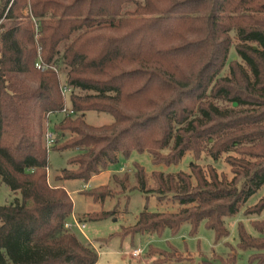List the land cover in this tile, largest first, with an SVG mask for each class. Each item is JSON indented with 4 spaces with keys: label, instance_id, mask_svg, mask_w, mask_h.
I'll return each instance as SVG.
<instances>
[{
    "label": "trees",
    "instance_id": "trees-1",
    "mask_svg": "<svg viewBox=\"0 0 264 264\" xmlns=\"http://www.w3.org/2000/svg\"><path fill=\"white\" fill-rule=\"evenodd\" d=\"M231 31L237 43L229 59ZM38 58L46 68L35 66ZM228 60L229 76L223 77ZM62 86L71 90L74 115H65L53 130L72 135L61 146L56 138L51 149L78 152L68 160L74 167L62 169L55 182L87 183L119 154L133 151L166 166L178 164L185 152L213 161L227 154L230 179L195 162L189 173L152 172L156 188L144 192L158 201L170 194L180 208L144 209L119 236L166 228L175 233L183 222L194 235L203 222L218 241L228 235L224 218L237 214L264 184V0H0V181L20 194L0 206V264L97 261L95 249L65 227L72 200L63 186L48 184L45 172L44 115L62 109ZM209 98L237 108L220 110ZM88 111L113 121L90 125ZM134 166L142 189L143 168ZM81 192L101 202L110 195L106 186ZM263 211L264 194L244 213ZM251 224L260 236L239 223L237 246L257 250L249 261L264 264V219ZM149 251L159 255L156 263L181 260L172 247Z\"/></svg>",
    "mask_w": 264,
    "mask_h": 264
},
{
    "label": "rangeland",
    "instance_id": "rangeland-1",
    "mask_svg": "<svg viewBox=\"0 0 264 264\" xmlns=\"http://www.w3.org/2000/svg\"><path fill=\"white\" fill-rule=\"evenodd\" d=\"M24 15H27V9L22 10ZM25 20V19H24ZM232 45L229 48V59L235 56L234 45L237 43L235 32L229 33ZM212 52V49L211 51ZM199 66L205 62L203 53L199 55ZM190 73V71H188ZM189 73L188 76H190ZM59 79L64 82V74L58 72ZM220 75L223 77L229 76V60L226 62ZM71 91V90H70ZM69 91V93H70ZM75 93H85L81 90H75ZM65 98L62 97V106L69 105L68 94ZM220 110L223 108H237V103L222 102L218 99H211ZM66 114L61 110L48 112L44 115L43 132H51L55 135V140L58 138L57 146H61L71 138L69 131L55 132L53 127L59 124ZM69 115H74V112ZM85 121L94 126L106 125L113 121L111 115L107 113H96L88 111L84 115ZM209 142H212L209 139ZM173 145L163 150V154L169 152ZM43 146L47 150L48 168L47 180L50 186L61 185L69 194L72 203V214L68 217L67 222L71 224L70 231L78 240L86 245L92 246L98 253V258L95 264H203L204 261L212 262L213 264H255L249 261V256L256 253L255 249L242 250L238 248V224L241 223L246 232L258 237L260 234L253 228L251 222L264 219V211L260 215H246L244 210L247 206H251L264 194V184L251 195L239 212L231 217L224 218V224L228 231V235L216 241L214 232L204 226L201 222L197 227L196 233L191 235L190 224L183 222L175 233L169 229H164L160 234L138 232L119 236L118 233L122 228L133 225L139 214L144 210L148 211H166L175 212L180 206L168 194L158 201L154 194L144 192L148 189L156 188V181L150 175L155 171L165 173L182 170L189 173L188 164L195 162L201 166L211 164L215 167L217 173H224L228 179L231 178L229 165L224 158L227 154H222L220 158L213 161L204 153L199 158H195L190 152H185L180 162L176 165H154L151 162L150 155L147 152H131L128 157L119 154L117 161L108 169L93 176L87 183L78 180H62L55 182V178L61 176V170L64 168L72 169L74 166L68 163V160L74 156L78 150H63L55 151L51 147H46L43 139ZM235 156L234 153H228ZM135 163L143 168L145 182L140 188V183L134 177ZM127 173V174H126ZM124 175H128L124 179ZM99 186H106L110 195H107L101 202L95 201L93 197L85 195L81 190L93 189L97 192ZM97 188V189H96ZM20 199L18 192H12L0 181V206ZM112 216L102 220H89L88 214L98 213L102 211H112ZM83 224L82 232L79 231L74 223ZM109 238V239H108ZM150 247L164 251H170L171 247L181 256L179 262L170 260L164 263H156L154 260L159 256L157 253L150 252ZM134 251L137 254L133 255Z\"/></svg>",
    "mask_w": 264,
    "mask_h": 264
},
{
    "label": "built area",
    "instance_id": "built-area-1",
    "mask_svg": "<svg viewBox=\"0 0 264 264\" xmlns=\"http://www.w3.org/2000/svg\"><path fill=\"white\" fill-rule=\"evenodd\" d=\"M35 66L37 68H40V67L41 68H46L47 67V65L41 63L40 58H38V60L36 61ZM69 91H70V89L68 87L62 86L61 87V95H62V97L65 98L66 95H67V93H69ZM61 112L64 113V114H66V115H69V114H72L73 113V111L70 110L69 107L67 105H65V104H64V106H62ZM44 141H45L46 147H48V148L51 147L54 144V142H55V135L53 133L49 132V131L46 132L44 134ZM74 225H75V227L79 231L82 232L83 227H84L83 224H79V223L75 222ZM65 227L71 228V224L66 223L65 224ZM134 254L136 255L137 254V251H134L133 255Z\"/></svg>",
    "mask_w": 264,
    "mask_h": 264
}]
</instances>
